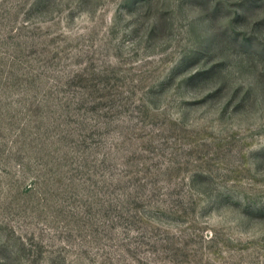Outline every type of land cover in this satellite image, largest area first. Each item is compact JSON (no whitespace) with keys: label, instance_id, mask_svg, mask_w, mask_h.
Wrapping results in <instances>:
<instances>
[{"label":"rangeland","instance_id":"obj_1","mask_svg":"<svg viewBox=\"0 0 264 264\" xmlns=\"http://www.w3.org/2000/svg\"><path fill=\"white\" fill-rule=\"evenodd\" d=\"M0 264H264V0H0Z\"/></svg>","mask_w":264,"mask_h":264}]
</instances>
